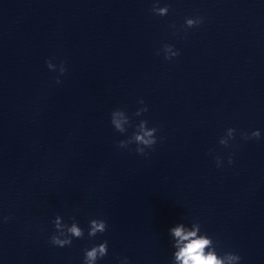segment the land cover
<instances>
[{"label":"clouds","instance_id":"1","mask_svg":"<svg viewBox=\"0 0 264 264\" xmlns=\"http://www.w3.org/2000/svg\"><path fill=\"white\" fill-rule=\"evenodd\" d=\"M151 11L158 16L167 15L169 9L168 6L160 7L159 0H155ZM199 24L202 22L200 18ZM186 27H193L197 25L196 19L188 18L185 21ZM164 58L170 60L175 56L179 55L178 50H174V46L170 44L163 45ZM159 54V53H157ZM47 67L52 70L53 64L50 60L46 61ZM66 71L63 62L60 64L59 72L64 74ZM56 83H60L57 77ZM140 104H144L143 100L139 101ZM148 108L145 105L142 108H138L134 116H141L147 112ZM110 123L114 129L125 134L128 128H134L132 134L124 140H119L117 146L119 148H129V145L135 144V151L139 155H147L146 149H152L157 143L156 127H148L147 120H140L139 123L133 124L132 117H130L126 110L117 108L110 113ZM228 135L231 139L234 138L236 130L234 128H228ZM241 136L243 139H259L261 133L259 130L252 131L250 134L242 132ZM219 144L228 147V141L220 139ZM232 158L229 156L228 163L231 164ZM216 164L219 167L221 165L220 157H216ZM7 219V218H5ZM55 233L50 237V243L54 246L65 247L70 246L73 238H83L84 230L77 226V223H72L71 226L62 225L60 223V217L57 216L54 222ZM107 230V222L104 219H92L89 221L88 237L92 238L97 234H102ZM172 235L177 238V246L180 250L176 253V259L181 264H239L241 257L232 252H225L223 255H219L216 251V246L212 238L207 234L197 237L196 231H186L182 226L171 229ZM207 250V251H206ZM108 253V242L93 245L89 249L84 251L83 264H96L99 259L105 257ZM122 264H128L127 257L122 261Z\"/></svg>","mask_w":264,"mask_h":264}]
</instances>
